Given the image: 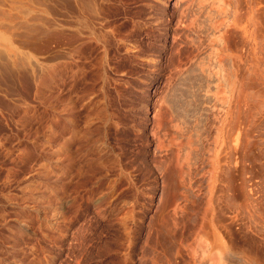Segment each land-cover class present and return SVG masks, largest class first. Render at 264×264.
<instances>
[{
    "label": "rangeland",
    "instance_id": "1",
    "mask_svg": "<svg viewBox=\"0 0 264 264\" xmlns=\"http://www.w3.org/2000/svg\"><path fill=\"white\" fill-rule=\"evenodd\" d=\"M0 65V264H264V0H0Z\"/></svg>",
    "mask_w": 264,
    "mask_h": 264
},
{
    "label": "bare ground",
    "instance_id": "2",
    "mask_svg": "<svg viewBox=\"0 0 264 264\" xmlns=\"http://www.w3.org/2000/svg\"><path fill=\"white\" fill-rule=\"evenodd\" d=\"M0 66H1V65H0ZM5 67H6V66H5ZM2 68H3V67H2ZM3 69H4V68H3ZM2 71H3V70H0L1 73H2ZM4 71H5V69H4ZM1 76H2V74H1ZM1 76H0V78H1ZM14 76H15V75H14ZM2 78H3V77H2Z\"/></svg>",
    "mask_w": 264,
    "mask_h": 264
}]
</instances>
